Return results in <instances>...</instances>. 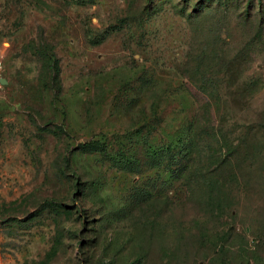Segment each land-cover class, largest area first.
I'll return each instance as SVG.
<instances>
[{"label": "rangeland", "instance_id": "obj_1", "mask_svg": "<svg viewBox=\"0 0 264 264\" xmlns=\"http://www.w3.org/2000/svg\"><path fill=\"white\" fill-rule=\"evenodd\" d=\"M0 264H264V0H0Z\"/></svg>", "mask_w": 264, "mask_h": 264}, {"label": "water", "instance_id": "obj_2", "mask_svg": "<svg viewBox=\"0 0 264 264\" xmlns=\"http://www.w3.org/2000/svg\"><path fill=\"white\" fill-rule=\"evenodd\" d=\"M0 82H1V83H4V82H5V80H4V79H0Z\"/></svg>", "mask_w": 264, "mask_h": 264}]
</instances>
